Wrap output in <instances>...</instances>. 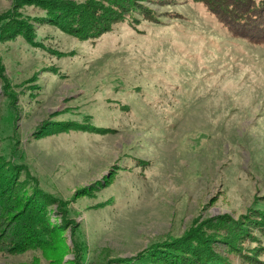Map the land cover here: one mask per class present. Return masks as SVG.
I'll return each instance as SVG.
<instances>
[{
    "label": "rangeland",
    "instance_id": "rangeland-1",
    "mask_svg": "<svg viewBox=\"0 0 264 264\" xmlns=\"http://www.w3.org/2000/svg\"><path fill=\"white\" fill-rule=\"evenodd\" d=\"M129 2L0 0V264H264V29Z\"/></svg>",
    "mask_w": 264,
    "mask_h": 264
},
{
    "label": "trees",
    "instance_id": "trees-1",
    "mask_svg": "<svg viewBox=\"0 0 264 264\" xmlns=\"http://www.w3.org/2000/svg\"><path fill=\"white\" fill-rule=\"evenodd\" d=\"M93 1V4H92ZM92 1H87L85 4L81 6H73L72 2H68L67 0H47V5L51 6L48 7V13L51 14V17L55 19L58 23V25H62L65 30L68 31H73V35L78 34V33H83L85 35H90V31L86 30L85 28H88V23H91L94 21L95 17L101 18L103 20H100L97 24V28L95 30V33L107 31L110 26V19L112 20L116 19L117 17H121L120 12H123L124 10H131V12L136 11V5H133L131 7V4L129 0H104L107 3H109L108 7L111 9V16L108 17L107 19L105 18L104 15V8H101L100 10L98 9L99 6V0H92ZM125 1V2H122ZM200 2H203L207 4L211 8L213 5L211 4V0H197ZM46 2V1H45ZM98 4H97V3ZM135 2V0H133ZM215 5V4H214ZM219 8L216 9L218 10L217 13L218 15L226 14L228 19L230 17H234L235 19L239 18L238 24L241 27H244L243 25H246L248 22H251L255 19V22H257V25L253 24L252 27L256 30L253 31L255 33L261 32L260 29H264V22H261V16L264 17V0H233L232 3L228 2L227 0H221L220 4L218 3ZM97 8V11H96ZM92 11H95L93 13ZM239 12V13H238ZM222 13V14H221ZM261 13V14H260ZM63 16H69L71 18L67 17L63 18ZM257 16L259 18L257 19ZM50 17V19H52ZM78 17V18H77ZM61 19V20H60ZM64 19H66L65 24H63ZM74 21H70V20ZM264 19V18H263ZM247 21V22H246ZM67 27V28H66ZM257 27V28H256ZM80 31V32H77ZM262 34V33H261ZM261 41H264V35L261 37ZM4 185V182L2 180V177L0 175V187ZM8 206L3 205V209L6 210ZM1 217V216H0ZM1 223V221H0ZM6 233V231L4 232ZM5 235V234H2ZM2 237H0L1 239ZM5 249V248H4ZM1 249V250H4ZM7 249V248H6ZM203 251L206 254L203 255V259L205 262L211 261L213 256L208 255L213 253L212 249L210 246H206L203 248ZM197 260H194L196 262ZM201 263V262H200Z\"/></svg>",
    "mask_w": 264,
    "mask_h": 264
}]
</instances>
